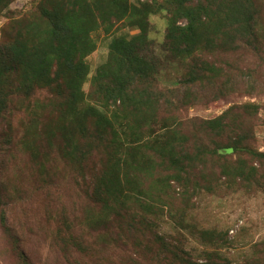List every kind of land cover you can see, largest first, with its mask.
Here are the masks:
<instances>
[{
  "label": "trees",
  "instance_id": "trees-1",
  "mask_svg": "<svg viewBox=\"0 0 264 264\" xmlns=\"http://www.w3.org/2000/svg\"><path fill=\"white\" fill-rule=\"evenodd\" d=\"M14 1L0 0V16ZM163 10L170 23L167 51L192 62L189 79L177 90L160 88L162 64L150 50V17ZM263 13L258 0H169L160 10L136 8L128 0H41L32 18L15 24L7 53H0V125L14 112V96L23 99L24 112L32 117L37 114L36 93L55 89L51 114H56L59 126L48 127L46 139L59 161L84 170L94 147L84 150L82 139L108 152L107 166L93 180L94 195L108 210L106 221L124 220L129 205L142 212L140 216L157 218L165 210L171 212L173 188L204 190L200 183L209 182V167L219 171L228 187L236 186V192L264 189V153L248 147L244 134L232 135L240 133L242 125L226 124L229 114L206 121L179 117L205 98L200 95L204 78L198 54L260 55L255 29ZM120 23H131L140 33L111 42L108 61L97 70L87 96L86 60L96 50L92 35L100 29L110 33ZM14 73L17 83L11 87ZM254 81L249 76L241 85ZM257 90L264 92L260 85L253 88ZM228 134L227 144H217ZM12 139L4 141L12 147ZM29 148L41 158L40 145ZM37 163L45 166L42 160ZM0 195L2 199V188ZM9 200L7 217L19 205ZM104 234L106 244H112L115 233ZM205 236L215 237L212 232ZM258 262L264 264V257Z\"/></svg>",
  "mask_w": 264,
  "mask_h": 264
},
{
  "label": "rangeland",
  "instance_id": "rangeland-1",
  "mask_svg": "<svg viewBox=\"0 0 264 264\" xmlns=\"http://www.w3.org/2000/svg\"><path fill=\"white\" fill-rule=\"evenodd\" d=\"M40 2L15 0L0 16V53H7L15 24L32 18ZM128 2L136 8L160 10L169 0ZM258 5L264 10V0H258ZM168 15L163 10L150 17L148 36L151 54L162 64L160 88L177 90L193 70L190 60H179L167 51ZM255 32L261 49L258 56L198 54L204 78L200 95L203 92L205 98L203 104L188 108L179 117L206 121L229 114L226 124L243 126L240 133L232 131V135L244 134L248 147L264 153V92H253L255 85L264 88V13ZM139 33L131 23H120L110 33L100 29L92 35L96 50L86 60L90 75L83 91L87 96L97 70L108 61L111 42L130 40ZM249 76L255 81L244 88L241 84ZM16 77L14 73L11 87L17 83ZM54 91L36 93L37 114L32 117L24 112L23 99L14 96V112L0 125V264H262L258 261L264 257V189L236 192V186L228 187L214 167L207 169L209 182L200 183L204 190L173 188L172 215L165 210L157 218L140 216L142 212L129 205L124 220L106 221L108 210L94 195L93 180L107 166L108 152L104 146L82 139L84 150L94 147L84 170L59 161V153L46 139L47 128L59 126L56 114H51L56 108ZM76 132L79 136V130ZM10 136L12 147L4 141ZM230 136L218 138L217 144H227ZM36 144L42 150L39 159L30 153L29 147ZM40 160L45 166L37 163ZM9 199L20 206H11L16 211L9 210L7 217ZM111 232L115 235L108 245L104 233ZM205 232L215 237L207 238ZM223 234L227 235L224 241Z\"/></svg>",
  "mask_w": 264,
  "mask_h": 264
}]
</instances>
